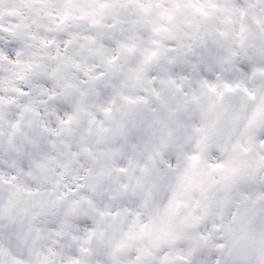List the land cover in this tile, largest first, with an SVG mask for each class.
Returning <instances> with one entry per match:
<instances>
[{
  "label": "clouds",
  "instance_id": "9594fccd",
  "mask_svg": "<svg viewBox=\"0 0 264 264\" xmlns=\"http://www.w3.org/2000/svg\"><path fill=\"white\" fill-rule=\"evenodd\" d=\"M0 264H264V0H0Z\"/></svg>",
  "mask_w": 264,
  "mask_h": 264
}]
</instances>
